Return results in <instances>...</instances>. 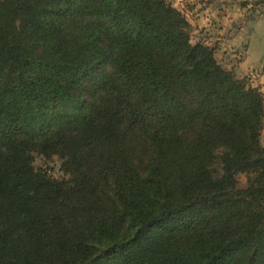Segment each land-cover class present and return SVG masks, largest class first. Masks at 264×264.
Instances as JSON below:
<instances>
[{"label": "trees", "instance_id": "16d2710c", "mask_svg": "<svg viewBox=\"0 0 264 264\" xmlns=\"http://www.w3.org/2000/svg\"><path fill=\"white\" fill-rule=\"evenodd\" d=\"M190 33L168 0H0V264H264L263 95Z\"/></svg>", "mask_w": 264, "mask_h": 264}, {"label": "rangeland", "instance_id": "374dc122", "mask_svg": "<svg viewBox=\"0 0 264 264\" xmlns=\"http://www.w3.org/2000/svg\"><path fill=\"white\" fill-rule=\"evenodd\" d=\"M191 25L192 43L212 48L219 64L247 86L257 88L264 101V0H168ZM260 142L264 147V118ZM57 156L34 154V169H47L56 178H67ZM248 175H236L237 187Z\"/></svg>", "mask_w": 264, "mask_h": 264}]
</instances>
